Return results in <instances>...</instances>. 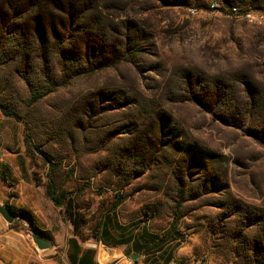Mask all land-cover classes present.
I'll list each match as a JSON object with an SVG mask.
<instances>
[{
    "label": "rangeland",
    "instance_id": "374dc122",
    "mask_svg": "<svg viewBox=\"0 0 264 264\" xmlns=\"http://www.w3.org/2000/svg\"><path fill=\"white\" fill-rule=\"evenodd\" d=\"M225 1L104 0L114 20L143 23L149 38L141 42L146 53L131 63L73 80L36 104L28 103L29 88L17 76L11 55V62L0 68V106L13 115L15 127L18 124L23 153L25 132L60 165L52 175L58 187L73 196L78 218L83 219L77 228L79 245L94 250L97 260L103 248H114L126 261L134 254L150 264L163 263L167 255L174 264H258L262 258L264 23L247 24L230 14ZM213 3L216 6L211 9ZM235 5L240 13L264 14V0H236ZM37 75V70L29 75L34 87L42 84ZM185 77L196 78L202 86L211 79H222L225 87L235 90L239 103L245 101L241 83H247L261 103L246 115V124L240 128L214 120L191 103L167 104L172 116L167 135L172 148L168 150L174 159L193 149L204 163L208 160L203 154L209 152L220 165L210 164L203 173L185 178L189 192L174 218L175 186L169 169L175 164L144 168L138 166L140 158H122L132 164L113 165L132 146L135 109L127 107L95 118L82 113L88 110L93 91L105 88L128 95L138 91L146 97L165 96L166 92L177 95L189 83ZM217 113L228 120L225 109H217ZM28 160L33 183L38 180L46 203L52 204L46 191L49 165L37 151ZM8 162L18 163L16 159ZM207 177L220 190L208 192ZM116 193L123 200L111 211ZM5 205L16 216L7 227L25 234L43 232L52 240L60 235L61 246L54 258H65L66 239L74 230L63 208L42 203L43 216L34 224L30 212L18 209L13 196ZM171 223L175 229L169 233Z\"/></svg>",
    "mask_w": 264,
    "mask_h": 264
},
{
    "label": "trees",
    "instance_id": "16d2710c",
    "mask_svg": "<svg viewBox=\"0 0 264 264\" xmlns=\"http://www.w3.org/2000/svg\"><path fill=\"white\" fill-rule=\"evenodd\" d=\"M235 2L225 1L230 14L231 8L238 7ZM105 4L104 0H0V68L11 62L8 55L14 58L16 74L29 88L28 103L36 104L48 94L69 86L73 80L90 78L120 64L131 63L146 53L141 42L149 38L143 23L135 19L114 20L108 15ZM10 45L13 47L9 48ZM33 70H37L42 82L35 87L29 81ZM185 78L189 83L177 95L166 92L165 96L146 97L138 91L128 95L120 89L105 88L93 91L87 114L82 113L84 117L95 118L102 113L127 107L135 109L132 146L124 149L113 165L132 164V161H122V158H140L138 166L144 168L151 164L161 168H165V163L168 166L175 164V168L169 169L175 186L174 218L178 216L189 192V187L184 186L185 178L203 173L210 164L219 165V160L206 152L203 155L208 164L204 163L198 155H194L193 149L186 151L183 158L174 159L175 155L168 150L172 148L170 139H167L172 116L167 111V104L191 103L214 120L240 128L246 124V115L256 111L261 103L247 83H241L245 101L239 103L234 95L235 90L225 87L222 79H211L206 86H202L195 82L196 78ZM217 109H225L228 120L223 119ZM0 112L6 118H14L1 106ZM22 143L26 157L31 158L33 152L37 151L49 165L46 185L48 198L56 208L64 209L73 225V237L67 240L68 257L77 258L76 264H95V251L81 249L77 239V228L83 219L78 218L73 196L60 189L53 178V171L60 165L40 151L25 132ZM34 182L36 186L40 185L38 180ZM215 182L207 177L205 184L208 192L220 190ZM122 200L121 194L116 193L111 211ZM174 229L175 223H171L169 233ZM259 240L264 242V234ZM171 260L167 255L163 264ZM258 264H264V253Z\"/></svg>",
    "mask_w": 264,
    "mask_h": 264
},
{
    "label": "crops",
    "instance_id": "0c3cea01",
    "mask_svg": "<svg viewBox=\"0 0 264 264\" xmlns=\"http://www.w3.org/2000/svg\"><path fill=\"white\" fill-rule=\"evenodd\" d=\"M10 118L4 117L0 112V205H5V202L10 196H13L15 204L18 209L28 211L31 217L35 219L43 216L42 203H46L42 190L36 186L31 178V171L29 160L23 153L22 145L19 141V127ZM16 128V132H15ZM16 147V149H14ZM17 153H14V152ZM16 159L17 165L13 166L8 160ZM9 173V176L7 175ZM15 178V181H14ZM13 183H10V180ZM0 218V264H76L77 258L68 257L67 240L72 238L68 235L66 239V253L65 258L60 261L54 258L60 245V235H54L53 240L40 233L45 238L49 239L52 248L45 253H38L35 248L28 243V235L14 231L2 225ZM81 249H84L81 247ZM120 253H122L120 251ZM122 255V254H121ZM134 255L131 254L130 257ZM116 264H150L142 261L139 256L136 259L126 261L122 256H118ZM95 264H99L97 255H94ZM163 264V263H161ZM168 264H174L171 260Z\"/></svg>",
    "mask_w": 264,
    "mask_h": 264
},
{
    "label": "water",
    "instance_id": "95a60500",
    "mask_svg": "<svg viewBox=\"0 0 264 264\" xmlns=\"http://www.w3.org/2000/svg\"><path fill=\"white\" fill-rule=\"evenodd\" d=\"M0 217L6 225H11L16 216L8 210L5 205H0ZM28 239L31 244L34 246L35 250L38 253H45L52 248V244L49 239L45 238L38 232L30 231L27 232ZM132 259H136V255L131 256ZM118 253H115L114 248H103L98 257L99 264H114L117 262Z\"/></svg>",
    "mask_w": 264,
    "mask_h": 264
},
{
    "label": "built area",
    "instance_id": "2783aa9c",
    "mask_svg": "<svg viewBox=\"0 0 264 264\" xmlns=\"http://www.w3.org/2000/svg\"><path fill=\"white\" fill-rule=\"evenodd\" d=\"M216 4H211V9L215 8ZM231 14L241 17L249 25H262L264 23V14L260 12L246 11L240 13L236 7L231 8Z\"/></svg>",
    "mask_w": 264,
    "mask_h": 264
}]
</instances>
